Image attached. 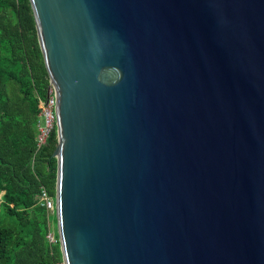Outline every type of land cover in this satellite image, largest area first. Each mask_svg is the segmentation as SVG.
Instances as JSON below:
<instances>
[{
    "label": "water",
    "instance_id": "obj_1",
    "mask_svg": "<svg viewBox=\"0 0 264 264\" xmlns=\"http://www.w3.org/2000/svg\"><path fill=\"white\" fill-rule=\"evenodd\" d=\"M29 2L63 263L264 264V0Z\"/></svg>",
    "mask_w": 264,
    "mask_h": 264
},
{
    "label": "trees",
    "instance_id": "obj_2",
    "mask_svg": "<svg viewBox=\"0 0 264 264\" xmlns=\"http://www.w3.org/2000/svg\"><path fill=\"white\" fill-rule=\"evenodd\" d=\"M49 80L29 0H0V264H63L39 203L57 177L56 127L36 141Z\"/></svg>",
    "mask_w": 264,
    "mask_h": 264
},
{
    "label": "built area",
    "instance_id": "obj_3",
    "mask_svg": "<svg viewBox=\"0 0 264 264\" xmlns=\"http://www.w3.org/2000/svg\"><path fill=\"white\" fill-rule=\"evenodd\" d=\"M55 110V93L52 82L49 80L47 97L40 100V120L38 123V134L36 137L38 147H41L46 143L52 130L56 127ZM39 203L46 207L49 216L50 228L46 238L50 245H56L59 243V239L56 228L55 196H51L48 194L46 189L42 188L41 193L39 194Z\"/></svg>",
    "mask_w": 264,
    "mask_h": 264
}]
</instances>
